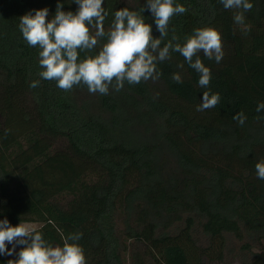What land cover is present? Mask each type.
Here are the masks:
<instances>
[{
    "label": "trees",
    "instance_id": "trees-1",
    "mask_svg": "<svg viewBox=\"0 0 264 264\" xmlns=\"http://www.w3.org/2000/svg\"><path fill=\"white\" fill-rule=\"evenodd\" d=\"M58 2L64 11L78 9L72 0H0V220L39 222L36 230L53 246L81 233L87 264H124L132 244H142L155 264L222 262L226 233L242 248L252 247L246 235L261 246L264 180L255 164L264 160V110L257 112L264 103V0H250L246 31L234 23L237 10L220 0H175L187 11L172 17L161 47L173 35L183 43L198 27L222 35L221 62L199 53L212 73L208 88L171 52L157 64L158 80L125 83L107 95L82 84L65 92L39 77V49L24 40L20 17L48 8L50 20ZM146 3L104 0L105 29L116 10ZM143 16L159 38L147 8ZM205 91L221 100L198 112ZM238 112L247 117L243 126L232 118ZM197 222L207 245L194 236ZM17 258L0 255V264ZM240 264H264V249Z\"/></svg>",
    "mask_w": 264,
    "mask_h": 264
},
{
    "label": "clouds",
    "instance_id": "clouds-1",
    "mask_svg": "<svg viewBox=\"0 0 264 264\" xmlns=\"http://www.w3.org/2000/svg\"><path fill=\"white\" fill-rule=\"evenodd\" d=\"M78 5L75 12L64 11L58 2L52 19H47L49 9L29 12L19 21V30L30 47L39 49V77L55 81L56 86L65 91L85 85L91 94L107 95L110 88L120 92L125 83L136 85L142 81L158 80V62L171 58V52L179 53L189 67L199 74L198 84L208 88L212 78L209 67L205 66L199 53L208 60L221 62L224 57L223 40L220 31L211 26L198 27L184 42L172 39L161 47L163 38L168 36L169 24L173 16L184 14L187 9L175 0H147L139 11L127 7L115 11L108 29L105 21L109 13L104 8V0H72ZM225 10H237L234 23L247 30L245 13L253 8L250 0H220ZM149 10L154 18L159 38L152 35V25L146 23L143 12ZM101 41H104L101 44ZM99 47L98 52H96ZM88 53L80 58V53ZM195 58V59H194ZM183 68V64L178 65ZM172 79L182 83L180 74ZM39 81L30 87L36 88ZM219 93L203 92L196 111L203 112L218 105ZM264 110V103L257 106V112ZM233 120L243 126L247 117L236 113ZM257 177L264 180V160L255 164ZM81 233H70L63 245L53 246L26 223L12 226L7 219L0 220V255L12 256L17 245H23L18 258L8 264H87L83 247L78 243ZM8 245H12L9 249Z\"/></svg>",
    "mask_w": 264,
    "mask_h": 264
},
{
    "label": "rangeland",
    "instance_id": "rangeland-1",
    "mask_svg": "<svg viewBox=\"0 0 264 264\" xmlns=\"http://www.w3.org/2000/svg\"><path fill=\"white\" fill-rule=\"evenodd\" d=\"M118 221H119L118 228L120 229L121 232L124 229L122 217H119ZM24 223L30 225L35 229L42 225L39 222H24ZM194 228H195L194 236L197 242L200 245H207L208 237L202 231L200 223L197 222ZM226 240L227 242H226L224 260L222 262L207 261V264H240L243 260L251 259L256 252H259L261 251V249H264V240L262 241V245L260 246L256 239H253L248 235H246L245 241L251 244L252 246L251 249L242 248L243 241L236 238V236L233 233H226ZM8 248L11 249L12 245H8ZM20 249H21L20 245H17L15 253L12 256H16L20 251ZM144 249L145 247L142 244L130 245L128 250L126 252H123L124 264H155L153 263L152 259L149 256H146L144 254Z\"/></svg>",
    "mask_w": 264,
    "mask_h": 264
}]
</instances>
